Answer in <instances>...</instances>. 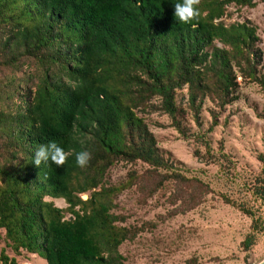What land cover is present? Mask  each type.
Wrapping results in <instances>:
<instances>
[{
    "label": "trees",
    "instance_id": "trees-1",
    "mask_svg": "<svg viewBox=\"0 0 264 264\" xmlns=\"http://www.w3.org/2000/svg\"><path fill=\"white\" fill-rule=\"evenodd\" d=\"M182 2L0 0V229L17 255L26 251L47 264H125L120 247L145 228L117 224L125 217L112 213L115 195L147 189L153 176L151 195L169 181L191 186L195 197L205 194L199 179L163 154L138 111L160 99L173 127L187 136L178 90L187 88L199 121L206 97L220 107L235 100L236 68L264 89L257 29L222 21L229 5L258 1L200 0V16L188 24L174 15ZM51 141L72 154L63 166L36 167V148ZM81 151L91 154L84 168L76 163ZM258 158L263 170L254 194L264 203V154ZM137 161L152 168L147 176L132 173L126 184L107 185L113 166ZM261 228L256 220L253 231ZM253 244V236L244 241L246 250ZM0 264L18 263L3 249Z\"/></svg>",
    "mask_w": 264,
    "mask_h": 264
},
{
    "label": "rangeland",
    "instance_id": "rangeland-1",
    "mask_svg": "<svg viewBox=\"0 0 264 264\" xmlns=\"http://www.w3.org/2000/svg\"><path fill=\"white\" fill-rule=\"evenodd\" d=\"M257 1L254 7L229 5L222 21L226 25L249 23L257 29L262 58L258 70L264 77V2ZM236 69V87L230 95L235 100L220 107V100L206 97L199 121L190 107L187 88L177 91L181 108L178 119L187 136L173 127L170 116L160 109V99H154V107L138 111L163 154L188 178L199 179L205 185L201 187L205 194L195 197L191 186L169 181L151 195L149 191L157 182L153 176L146 182L147 189L137 185L115 195L112 213L125 217L117 224L145 228L134 241L120 247L125 264H259L264 260V203L254 194L263 170L258 157L264 154V89ZM151 169L142 161L119 162L108 172L106 182L108 186H120L128 182L130 174L147 176ZM89 196L81 194L83 200ZM222 196L243 205L253 215L226 203ZM47 200L60 208L68 207L63 199ZM256 220L262 228L254 232ZM5 235L0 229V251L5 249L18 264H47L26 251L17 255ZM250 236L254 244L246 250L244 241Z\"/></svg>",
    "mask_w": 264,
    "mask_h": 264
},
{
    "label": "clouds",
    "instance_id": "clouds-1",
    "mask_svg": "<svg viewBox=\"0 0 264 264\" xmlns=\"http://www.w3.org/2000/svg\"><path fill=\"white\" fill-rule=\"evenodd\" d=\"M200 0H183L182 3L174 5V15L181 23L188 24L193 20H197L200 16V11L196 7L199 5ZM193 27L196 25L193 24ZM72 154L71 151H65L55 141L47 144L39 145L34 153L33 163L36 167H40L41 163L51 161L58 167L63 166L68 157ZM91 160V154L87 151H81L76 154V163L79 167L84 168Z\"/></svg>",
    "mask_w": 264,
    "mask_h": 264
},
{
    "label": "water",
    "instance_id": "water-1",
    "mask_svg": "<svg viewBox=\"0 0 264 264\" xmlns=\"http://www.w3.org/2000/svg\"><path fill=\"white\" fill-rule=\"evenodd\" d=\"M259 264H264V260H263V261H261Z\"/></svg>",
    "mask_w": 264,
    "mask_h": 264
}]
</instances>
